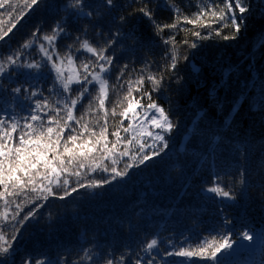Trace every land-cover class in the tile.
<instances>
[{
	"label": "snow or ice",
	"instance_id": "1",
	"mask_svg": "<svg viewBox=\"0 0 264 264\" xmlns=\"http://www.w3.org/2000/svg\"><path fill=\"white\" fill-rule=\"evenodd\" d=\"M42 3L44 0H24L19 5L14 0H0V41ZM133 5L132 12L117 17L116 0H62L59 18L48 31L37 24L16 50L0 55V78L6 74L23 77L22 83L10 89L14 99L23 92L31 101L30 106L21 107L23 115H0V264H17L14 257L11 262L8 258L16 252L21 227L35 219L50 198L65 200L80 189L111 184L126 178L129 169L165 152L176 125L153 94L160 93L168 75L175 72L178 49H195L196 40L213 36L224 41L237 39L252 10L251 0H199L197 11L187 15L174 0H165L164 7L173 14L172 22L160 23L156 19L159 0H128L120 7ZM136 20H146L153 34L161 38L166 47L165 63L153 69L152 62L146 61L135 75V70L127 71L125 63L113 81L117 61L114 46L124 39L136 40ZM225 29L231 31L225 34ZM166 30H172L167 37L163 35ZM176 31L185 32V39L178 42ZM188 35L195 40H189ZM259 43L264 45V37ZM183 58L188 59L186 55ZM31 80H50L48 95L28 83ZM0 91L8 89L0 86ZM256 105L264 108V84L260 85ZM98 173L105 175L91 178ZM246 175L241 171V184L246 183ZM261 187L264 189V184ZM202 190L214 198L235 199L219 173H213ZM231 224L233 221L224 216L215 235L203 237L194 245L184 238L178 241V250L169 239L167 244L173 250H165L163 255L185 258L179 264H195L193 258L204 264H231L227 258L241 240L264 245V233H253L243 225L235 232ZM160 246V239L153 236L142 243L134 261L124 253L117 256L115 250L94 246L95 252L85 247L75 259H41L25 252L18 264H145V260L155 264L154 250Z\"/></svg>",
	"mask_w": 264,
	"mask_h": 264
},
{
	"label": "trees",
	"instance_id": "2",
	"mask_svg": "<svg viewBox=\"0 0 264 264\" xmlns=\"http://www.w3.org/2000/svg\"><path fill=\"white\" fill-rule=\"evenodd\" d=\"M14 2L22 5L24 0ZM116 2L114 15L117 17L127 15L136 7L121 8L128 0ZM174 2L185 14L191 15L197 11L199 0ZM61 3L62 0H44L40 7L22 19L8 37L0 41V55L16 50L30 37L35 25L41 24L44 31H48L59 18L58 5ZM159 3L157 21L171 23L173 14L164 7L165 0H159ZM246 24L235 40L224 41L213 36L208 40H196L198 47L195 49L187 46L178 49L180 58L175 72L168 75L161 92L153 94V99L169 112L176 125L168 136L169 146L165 152L152 159L150 164L129 169L126 178L100 187L92 200L77 197L82 199L81 202L71 208L78 207L83 214L86 210L90 212L91 207L97 208L96 212L89 213L87 220L85 217L79 219L83 214L70 210V213L61 212L60 217H55L54 232H45L43 225L35 222L36 219L26 222L23 227L17 225L21 227V233L15 245V259L19 258L20 239L27 240L28 232L36 228L35 224L37 231L29 241L37 242L34 249L39 258L51 260H57L58 253L62 251L75 259L82 254L83 248L88 247L95 252L94 246H98L104 251L115 250L117 256L124 253L134 261L142 243L156 236L161 246L154 250L155 264H179L185 258L163 255L165 250H173L167 241L171 239L176 243V250L178 241L184 238H189L194 245L203 237L215 235L224 216L233 221L229 227L235 232H239L243 225L253 233H264V189L261 187L264 184V108L256 105L260 85L264 84V45L258 42L264 28V14L256 11ZM128 26L123 30L127 31ZM135 30L136 40L124 39L114 46L117 61L112 73L113 81L125 63L128 64L127 71L135 70L133 75L146 61L152 62L153 69L165 63L166 47L161 38L153 34L148 22L136 20ZM171 31L166 30L163 35L167 37ZM230 31L224 30L225 34ZM185 36V32L176 31L178 42ZM188 39L195 40L190 35ZM185 55L187 60L183 58ZM22 82L23 77L19 76L6 74L0 78V86L8 89L7 92L0 91V115L6 112L22 115L21 107L31 105L30 100H24L23 92L14 99L15 94L10 91L11 87ZM28 83L48 95L50 80H31ZM145 88H148L147 84ZM11 107L15 112H9ZM124 123L126 126L127 121ZM241 171L247 173L243 177L245 184L239 182ZM213 173L221 175L223 183L235 195L234 200L214 198L202 190ZM104 175L98 173L91 178ZM65 200L56 199L57 204ZM44 210L46 215L39 213L43 221L48 213ZM121 211L122 215L119 214ZM141 255L147 257L148 254ZM227 259L231 264H260L264 259V245L256 242L249 245L241 240ZM193 260L195 264H204L198 258Z\"/></svg>",
	"mask_w": 264,
	"mask_h": 264
},
{
	"label": "rangeland",
	"instance_id": "3",
	"mask_svg": "<svg viewBox=\"0 0 264 264\" xmlns=\"http://www.w3.org/2000/svg\"><path fill=\"white\" fill-rule=\"evenodd\" d=\"M261 0H255V2L254 3H252V1H251V7H252V10H251V12L250 13H248L247 14V22L249 21V19L255 14V12L256 11H259V13L260 14H264V8H263V6H262V4H261V2H260ZM246 22V23H247ZM247 25V24H246ZM264 36V28L262 29V31H261V33H260V37H259V41H260V39H261V37H263ZM258 41V42H259ZM234 70V69H233ZM236 70V69H235ZM225 77H226V75H225ZM126 78V77H125ZM24 100H27V99H25L24 98ZM10 111V113H13V112H15V110H14V108H10L9 109ZM83 109H82V107L80 108V111H82ZM23 115V114H22ZM150 163H152L151 162V160L150 161H147V162H145V164L144 165H146V164H150ZM94 176H95V174H94ZM95 179H99V178H95ZM101 188H99V189H90V190H86V191H83V189H80L79 191H78V193H74V194H72V196H70V198L68 199H66L65 201H63L62 203H59V204H57V201H56V199L55 198H53V199H55V201L52 199V201H47L46 202V204H45V206L43 207V208H41V209H39V212H38V215H37V217L35 218L37 221H35V222H37V224L38 225H43V229H44V231L45 232H54L55 230H56V227L54 226L55 225V223H56V219H55V217H60L62 214H61V212H63V214H65V213H70V210H76L77 212H79V213H81V214H83V212L80 210V209H78V207H75V208H71V206L74 204H78L79 202H81V198H83V199H87V198H89V201L90 200H92V198H94L95 196H96V194H97V191L98 190H100ZM77 197H81V198H77ZM88 201V202H89ZM76 202V203H75ZM43 203V202H42ZM70 205V206H69ZM32 206V205H31ZM44 209H46V210H48V213H47V216L44 218V221H43V218L40 216V214L39 213H44L45 215H46V211L44 210ZM89 209H91V211L90 212H84V214L83 215H81L80 217H78L79 219H81V218H84L85 217V220H87V216H90V214L89 213H91V212H96L95 210H97V208L96 207H91V208H89ZM49 213H50V216H49ZM119 214H121L122 215V211L119 213ZM49 218H51V221L49 220ZM44 223V224H43ZM37 224H35V226H36V228L35 227H33V229H30V232H28V238H27V240H25V241H22V239H20L21 241H20V243H19V250H18V257L20 256V255H22V254H24L25 252H27V250H30L31 251V249H33V251H31V253H33V254H35L36 256H37V253H36V249H34V246H35V244L37 243L35 240H33V241H29V238L30 239H32L33 237H34V234H33V232H36L37 231ZM54 227H55V229H54ZM39 231V230H38ZM36 235V234H35ZM99 240V239H98ZM38 247L40 248V245H38ZM35 252V253H34ZM68 253H66V252H64V251H62V252H59L58 253V258H60V257H64V256H66ZM14 257V254H11V256L8 258L9 260H10V262H11V259ZM18 260H19V258H16V261L18 262ZM18 264V263H17Z\"/></svg>",
	"mask_w": 264,
	"mask_h": 264
},
{
	"label": "bare ground",
	"instance_id": "4",
	"mask_svg": "<svg viewBox=\"0 0 264 264\" xmlns=\"http://www.w3.org/2000/svg\"><path fill=\"white\" fill-rule=\"evenodd\" d=\"M260 2H261L262 6H263V8H264V3H262V0H261Z\"/></svg>",
	"mask_w": 264,
	"mask_h": 264
}]
</instances>
